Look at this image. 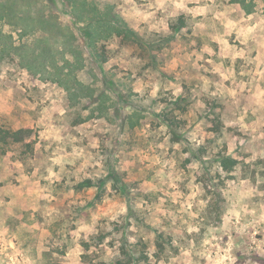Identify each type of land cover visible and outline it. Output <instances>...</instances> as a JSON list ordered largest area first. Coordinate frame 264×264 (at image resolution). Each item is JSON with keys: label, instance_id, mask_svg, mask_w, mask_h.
<instances>
[{"label": "rangeland", "instance_id": "1", "mask_svg": "<svg viewBox=\"0 0 264 264\" xmlns=\"http://www.w3.org/2000/svg\"><path fill=\"white\" fill-rule=\"evenodd\" d=\"M0 124V264H264V0H0Z\"/></svg>", "mask_w": 264, "mask_h": 264}, {"label": "trees", "instance_id": "2", "mask_svg": "<svg viewBox=\"0 0 264 264\" xmlns=\"http://www.w3.org/2000/svg\"><path fill=\"white\" fill-rule=\"evenodd\" d=\"M245 6V3H244ZM248 7V6H247ZM246 8V7H245ZM247 13H250L253 11L252 8H248L246 9ZM85 17V16H84ZM83 17V18H84ZM94 18H92L89 21L88 24V28H87V35L89 38V43L92 47V49L95 51L96 56L100 59V62L102 64L107 62V57H103L100 54H98V48L97 45L103 41H108L110 39H114L116 37H123V39L126 38H134L137 34L136 32H134V30L130 29L126 24H123V22L120 21H116L114 17H108L105 18L104 16H93ZM41 20V18H40ZM45 21V20H44ZM179 21L182 22L183 21V17L179 18ZM47 23V22H46ZM135 35V36H134ZM103 48V45H98V47ZM97 52V53H96ZM70 75V73H69ZM58 81L61 82L63 80V86L65 87V89L69 92V94L74 98L77 99L79 98V96L81 95L82 97H84V95L81 93L79 94L81 91H83L85 89V87L83 86L82 82L78 79L76 80H72V79H68V81L64 80L60 75H58ZM66 82V83H65ZM98 110L101 112L102 116H108V113L106 112L107 108L103 107L102 105L99 106ZM138 115H140L139 113H137ZM137 114L132 115V116H137ZM130 116L129 117V122L131 127H134L137 125V121L138 119L134 122L133 118ZM136 119V118H134ZM166 120V118L164 119ZM87 122L86 120H81L78 122V124L81 123H85ZM220 127H218L215 131L216 132H220L219 130ZM32 134V130L29 129H24V128H20V129H12V128H6L4 126H2L0 124V147L2 146H7L10 144H21L23 143L26 139L30 138ZM27 146L29 147L30 144H27ZM220 167L221 169L225 172V173H231L233 172L237 165L239 164V162L236 159H233L232 157L229 156H223L220 159ZM80 186H78V188H85V187H91V181H83L81 182V184H79ZM120 190V189H119ZM158 238L162 239V235H160ZM105 236L101 237V236H97L94 235L91 238V242H84L83 246L90 251L93 247H100L101 244H103ZM161 244H159L160 246ZM133 251V249H132ZM133 255L135 254V252H131ZM127 256V250L126 247H123L121 250L120 255H118L117 257H113L110 258L109 260L107 259H98L96 264H142V262H144V264H150L149 263V259L147 255H142L141 257H135L134 262L132 261L133 259L131 258H126Z\"/></svg>", "mask_w": 264, "mask_h": 264}]
</instances>
